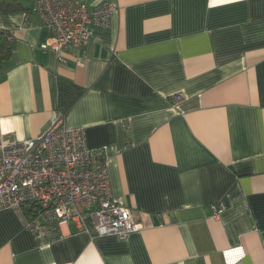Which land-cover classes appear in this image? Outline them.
I'll return each instance as SVG.
<instances>
[{
	"label": "crops",
	"instance_id": "crops-1",
	"mask_svg": "<svg viewBox=\"0 0 264 264\" xmlns=\"http://www.w3.org/2000/svg\"><path fill=\"white\" fill-rule=\"evenodd\" d=\"M107 1L110 29L91 26L65 64L42 49L52 33L34 0L0 10L14 42L0 129L12 144L62 117L85 129L109 152L112 199L143 228L99 237L72 222L45 239L29 208L3 209L0 264H225L236 248L238 264H264V0Z\"/></svg>",
	"mask_w": 264,
	"mask_h": 264
},
{
	"label": "built area",
	"instance_id": "built-area-1",
	"mask_svg": "<svg viewBox=\"0 0 264 264\" xmlns=\"http://www.w3.org/2000/svg\"><path fill=\"white\" fill-rule=\"evenodd\" d=\"M116 6L104 0L88 9L76 0H34L31 12L39 15L52 33L42 49L63 53L84 46L90 27L110 29ZM183 95L172 97L178 105ZM107 149H90L86 130L71 129L60 118L33 140L8 143L0 129V210L22 211L35 206L26 226L34 235L55 238L60 229L78 224L95 236L124 238L142 230L131 210L112 199L106 160ZM224 204L212 207L217 219ZM225 264H238L246 256L243 248L224 252Z\"/></svg>",
	"mask_w": 264,
	"mask_h": 264
},
{
	"label": "trees",
	"instance_id": "trees-1",
	"mask_svg": "<svg viewBox=\"0 0 264 264\" xmlns=\"http://www.w3.org/2000/svg\"><path fill=\"white\" fill-rule=\"evenodd\" d=\"M0 10L2 11H24L25 8L17 0H0ZM14 48L13 37L11 33L0 28V70L4 68L7 62L12 58ZM35 206L29 208V217L34 214Z\"/></svg>",
	"mask_w": 264,
	"mask_h": 264
}]
</instances>
